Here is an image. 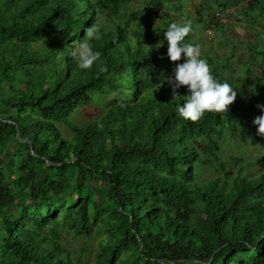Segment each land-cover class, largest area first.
Masks as SVG:
<instances>
[{"label":"trees","instance_id":"trees-1","mask_svg":"<svg viewBox=\"0 0 264 264\" xmlns=\"http://www.w3.org/2000/svg\"><path fill=\"white\" fill-rule=\"evenodd\" d=\"M188 1L0 0V264H264V171L225 155L232 142L264 143L252 124L264 104V0L239 9L242 50L199 51L237 95L196 122L175 111L185 87L172 99L165 81L183 56L170 62L157 42L178 17L223 30L215 13L239 0H199L194 12ZM92 26L98 60L80 70L68 53ZM94 92L120 99L74 121ZM65 232L96 237V257L76 261Z\"/></svg>","mask_w":264,"mask_h":264},{"label":"clouds","instance_id":"clouds-1","mask_svg":"<svg viewBox=\"0 0 264 264\" xmlns=\"http://www.w3.org/2000/svg\"><path fill=\"white\" fill-rule=\"evenodd\" d=\"M191 31V23H170L163 30V39L156 47L166 42V57L170 62H177L183 56V62L175 63L165 81L172 99L180 96L178 90L184 86L186 95L183 103L177 104L175 111L184 121L196 122L206 113H223L235 100L237 91L227 83L218 82L209 70L207 62L200 57L199 49L192 44L182 43ZM101 39V33L95 26L84 30L83 38L73 44L69 56L80 70L90 69L98 60V53L93 50L92 42ZM164 81V82H165ZM260 115L252 120L256 133L264 138V104L258 103Z\"/></svg>","mask_w":264,"mask_h":264},{"label":"rangeland","instance_id":"rangeland-1","mask_svg":"<svg viewBox=\"0 0 264 264\" xmlns=\"http://www.w3.org/2000/svg\"><path fill=\"white\" fill-rule=\"evenodd\" d=\"M201 1V0H200ZM199 0H190L187 3V12H194L195 7L200 5ZM132 8L139 9L141 5L138 1L131 3ZM245 0H239L238 7H227L224 12H216L215 15L218 19L224 23V29L220 31L218 26L209 28L208 26L197 25L195 17L188 19L184 17L179 20L175 18V21H181V24L185 22L191 23V32L197 35V47L199 51L214 50L220 53L226 52V48L237 45L240 50L244 48V45L249 37V31L243 24V20L240 19L239 9L246 7ZM126 27L132 22L129 18H124ZM194 23V24H193ZM225 42L227 46H221L218 42ZM161 66L165 69L168 65L165 61H160ZM120 99L119 93H93V102L89 105L80 107L75 112L72 119L78 123L85 124L93 120L99 119L105 109ZM241 148L235 145L233 142L230 146L226 147L225 155L230 153L236 155H242L246 162H249V168L251 173H259L264 171V143L257 142H240ZM244 145V146H243ZM211 173H209L210 175ZM63 241L67 247L74 253V259L87 263L96 257V250L98 247V240L96 237L88 236H76L75 233H63Z\"/></svg>","mask_w":264,"mask_h":264}]
</instances>
